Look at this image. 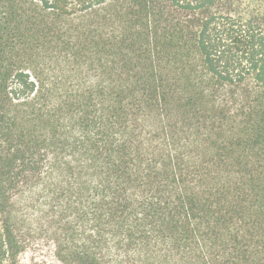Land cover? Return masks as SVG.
Wrapping results in <instances>:
<instances>
[{"label":"trees","instance_id":"1","mask_svg":"<svg viewBox=\"0 0 264 264\" xmlns=\"http://www.w3.org/2000/svg\"><path fill=\"white\" fill-rule=\"evenodd\" d=\"M264 264V0H0V264Z\"/></svg>","mask_w":264,"mask_h":264},{"label":"rangeland","instance_id":"2","mask_svg":"<svg viewBox=\"0 0 264 264\" xmlns=\"http://www.w3.org/2000/svg\"><path fill=\"white\" fill-rule=\"evenodd\" d=\"M10 264V263H7ZM18 264H62L49 251L28 250L21 254Z\"/></svg>","mask_w":264,"mask_h":264}]
</instances>
